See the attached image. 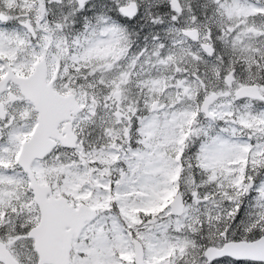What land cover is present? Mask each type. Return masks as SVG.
Here are the masks:
<instances>
[{
	"label": "snow or ice",
	"instance_id": "6c2138e0",
	"mask_svg": "<svg viewBox=\"0 0 264 264\" xmlns=\"http://www.w3.org/2000/svg\"><path fill=\"white\" fill-rule=\"evenodd\" d=\"M0 264H264V0H0Z\"/></svg>",
	"mask_w": 264,
	"mask_h": 264
}]
</instances>
